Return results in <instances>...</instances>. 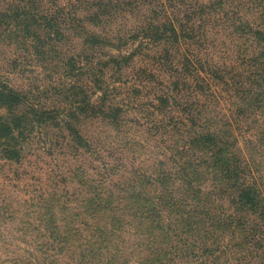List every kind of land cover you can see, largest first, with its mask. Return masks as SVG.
<instances>
[{
  "label": "trees",
  "instance_id": "1",
  "mask_svg": "<svg viewBox=\"0 0 264 264\" xmlns=\"http://www.w3.org/2000/svg\"><path fill=\"white\" fill-rule=\"evenodd\" d=\"M45 1H10L0 11V27L21 39L42 25L59 28V32L62 23L74 29L76 19H67L64 8L48 14ZM133 1L90 0L87 5L94 17L90 19L109 24L117 7ZM213 2L192 6L181 0H136L134 7L145 10L141 16L149 18L139 33L159 46L153 58L165 64L170 76V85H165L168 91L156 95L159 103H153L155 112L165 117L156 123L168 138L164 158L154 156L149 167H134L118 179L115 175L122 169L118 166L94 175L87 163L70 168V181L75 184L70 190V212L66 210L65 215L64 204H57L63 208L60 216L70 232L56 235L52 227L54 236L49 242L56 251L54 255L41 252L44 261L51 257L55 264L264 262V62L257 66L258 72L251 73L218 66L203 56L209 42L206 26L191 20L200 19L205 8L213 10ZM168 6L173 8V14H168L172 20L163 21ZM103 14L108 16L106 20H102ZM214 18L212 12L204 22L211 23ZM92 38L98 41L97 36ZM134 58L131 54L115 64L122 68ZM201 71L207 75L200 76ZM205 83L210 88L203 87ZM1 86L0 104L15 113L23 95L4 83ZM224 90L233 91V99L237 98L233 109L237 119L224 112ZM199 91L207 96L202 97ZM169 107L182 112L181 120L175 119ZM87 108L120 130L126 123L120 121L121 107L110 102L104 101L100 108L87 104ZM72 118L79 117H70L68 126L74 144L91 146ZM21 124L17 114L10 121L0 115V147L8 159L19 160L14 132ZM242 124L254 131L255 138L241 142L237 129ZM123 144L118 141L117 147L121 149ZM140 145L144 152L142 141ZM124 147L131 150L129 145ZM45 203L51 204L50 200ZM50 222L55 226L56 220ZM38 245L43 247V242Z\"/></svg>",
  "mask_w": 264,
  "mask_h": 264
},
{
  "label": "rangeland",
  "instance_id": "2",
  "mask_svg": "<svg viewBox=\"0 0 264 264\" xmlns=\"http://www.w3.org/2000/svg\"><path fill=\"white\" fill-rule=\"evenodd\" d=\"M10 1L0 0V11ZM89 1H45L48 14L64 8L67 19H76L74 29L62 23L59 32V28L42 25L21 39L0 27V87L4 83L24 97L15 113L0 104L4 119L10 121L13 114L22 119L21 128L14 132L19 160L8 159L3 146L0 147V264H55L51 257L44 261L40 253L54 255L55 247L49 242L54 236L50 232L53 228L56 235L70 232L60 216V205L64 204L65 215L70 212V190L75 187L70 181V168L87 163L94 175L108 173L112 165L118 166L122 168L119 176L115 175L118 179L134 167H149L154 156L164 158L168 138L156 123L165 117L155 112L153 103H159L156 95H165L170 76L165 64L153 58L159 46L139 33L149 18L141 16L145 10L136 9L135 0L117 7L109 24L100 23L90 19L94 17L92 7L87 5ZM183 1L195 6L206 0ZM213 4V10L205 8L200 19L191 20L206 26L209 42L203 56L218 66L258 72L257 66L264 62V0H214ZM166 10L163 21L172 20L168 14H173V8L168 6ZM212 12L213 21L204 22ZM107 17L103 14L102 20ZM131 54H135L132 61L122 68L116 66V60ZM199 75L207 74L201 71ZM242 81L245 83L246 79ZM203 87L210 88V84ZM201 92L202 97L207 96ZM104 101L121 107L119 119L126 122L121 130L87 108V104L100 108ZM221 101L224 112L237 119L233 113L237 101L233 91L224 90ZM169 109L176 120H181L182 112ZM73 115L79 117L72 119L91 146L74 144L68 130ZM240 127L237 134L242 143L255 138L247 125ZM118 141L124 143L121 149L117 147ZM140 141L144 143V152ZM127 145L131 150L125 149ZM48 200L51 204L47 206ZM51 219L56 220L55 226ZM42 242L43 247L38 245Z\"/></svg>",
  "mask_w": 264,
  "mask_h": 264
}]
</instances>
